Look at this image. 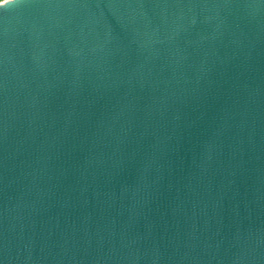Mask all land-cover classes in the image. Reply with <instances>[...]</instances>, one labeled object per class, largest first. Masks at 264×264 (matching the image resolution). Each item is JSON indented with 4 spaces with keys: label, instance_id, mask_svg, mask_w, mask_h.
Instances as JSON below:
<instances>
[{
    "label": "water",
    "instance_id": "obj_1",
    "mask_svg": "<svg viewBox=\"0 0 264 264\" xmlns=\"http://www.w3.org/2000/svg\"><path fill=\"white\" fill-rule=\"evenodd\" d=\"M0 264H264V0L0 3Z\"/></svg>",
    "mask_w": 264,
    "mask_h": 264
},
{
    "label": "snow or ice",
    "instance_id": "obj_2",
    "mask_svg": "<svg viewBox=\"0 0 264 264\" xmlns=\"http://www.w3.org/2000/svg\"><path fill=\"white\" fill-rule=\"evenodd\" d=\"M8 2H12V0H8Z\"/></svg>",
    "mask_w": 264,
    "mask_h": 264
},
{
    "label": "built area",
    "instance_id": "obj_3",
    "mask_svg": "<svg viewBox=\"0 0 264 264\" xmlns=\"http://www.w3.org/2000/svg\"><path fill=\"white\" fill-rule=\"evenodd\" d=\"M5 0L1 1L0 3L4 2Z\"/></svg>",
    "mask_w": 264,
    "mask_h": 264
},
{
    "label": "rangeland",
    "instance_id": "obj_4",
    "mask_svg": "<svg viewBox=\"0 0 264 264\" xmlns=\"http://www.w3.org/2000/svg\"><path fill=\"white\" fill-rule=\"evenodd\" d=\"M3 1V0H0V2Z\"/></svg>",
    "mask_w": 264,
    "mask_h": 264
}]
</instances>
